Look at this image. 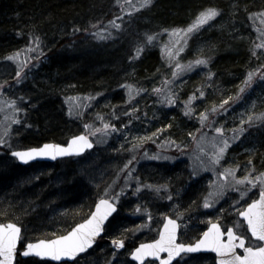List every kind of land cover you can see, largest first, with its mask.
<instances>
[{
    "label": "rangeland",
    "instance_id": "374dc122",
    "mask_svg": "<svg viewBox=\"0 0 264 264\" xmlns=\"http://www.w3.org/2000/svg\"><path fill=\"white\" fill-rule=\"evenodd\" d=\"M139 3L140 0H131V4L137 7ZM115 7V11L106 18L108 20L93 27L94 30L88 33L87 39L92 44L109 42L111 39L126 41L127 49L132 50L136 58L156 50L159 62L153 71L154 80H151L149 90L143 91L128 84L127 80L123 79L121 90L127 98L123 107L119 108L110 107L109 100L102 98L103 96L98 92L78 93L76 95L71 93L62 95L60 93L58 95L60 103L57 110L66 116L69 121L68 124L78 130L79 133L76 135L82 133L94 141L95 149L91 153L81 156V158H70V160L56 162L57 166L48 175L52 178V186H58L63 181V177L74 172L77 175L80 174L81 179L86 182H91L92 186L100 187L103 193L101 198H107L119 206V218L111 231L117 232L118 229L121 232H128L132 228L129 237L133 240L123 241L126 246L135 243L134 241L136 244H140L151 242L157 238L161 223L166 215L179 222L180 239L193 236L195 232L202 233L211 222L219 217V214H221L222 221L228 225L234 226L236 222H240L241 227L238 230L243 231L244 225L237 218L238 213L250 201L257 199L260 188H252L246 183L237 184L231 175L225 177L223 173L225 169H234L236 179H241L249 172H251L252 177L264 172V165L253 162L255 151L251 147L257 142L264 144V120L256 119L257 116L264 113V79H261L260 75L261 72H264V68H261V65H264V48L256 47L264 41V36L261 35V32H264V22H262L264 16L259 15L264 13V10L249 17V30L252 29V31L251 35L245 39L252 53L253 50L258 51L259 58L255 59L252 65L248 67L242 80L236 84L235 94L231 96V99L226 100L227 103L215 107L216 111H212L214 108L212 106L207 111L195 113V110L198 111L199 109L196 107L197 103L194 99H191L190 104L188 103L192 96L186 100H177V103L172 97H176L177 91L185 83L187 76L192 73L197 76L206 73V69H203L204 64L197 65L194 63L197 60L195 53L201 48L195 47L190 53L188 47L193 36L211 26L216 17L188 33L184 38L186 43L181 40L180 44L177 45L175 41L179 38H170L169 32L147 31L146 28L135 31V33H133L134 31L130 32L127 37H123L125 28L130 25L131 17L135 18L145 13L151 6L134 11L130 15L131 5L125 3V0H120V3H117ZM197 12L190 23L185 28L180 29H186L193 24L201 11ZM109 21H115L121 27L117 29L109 24ZM95 33H100L106 38H100V36L94 35ZM149 35L155 37L151 43L147 40ZM34 38L35 36L31 35L27 41V47L0 59V137L6 141L5 144H0L1 155H7L14 149L27 148L19 147V141L27 133V129L31 127L28 120L42 119L39 113L34 114L30 111L34 109L36 101L47 91L38 88L37 85L39 82L44 83L46 81L43 65L49 60V49L42 48L41 44L37 47ZM180 47H183L184 50L176 55ZM29 48L35 50L28 51ZM138 48H142L139 55H137ZM167 48L172 49L173 55L171 57L166 51ZM110 50L101 51L109 53ZM186 51L190 54H187ZM17 52L21 53L18 60L8 59ZM79 53L75 50L71 54L75 57L91 54L92 58L94 55H98L93 50L92 45L80 47ZM20 61H26V66H23L21 71L23 78L19 79L18 82L16 73L21 68ZM177 64L181 67L177 68ZM257 69L259 71H257L251 84L244 87L247 74ZM242 87H244L243 92L240 91ZM156 89L159 91H155ZM155 94L156 97L153 101L152 98ZM156 98L160 102L156 103ZM170 99L174 103L169 104ZM13 101H15V107L20 109L15 113L12 106ZM144 102L148 106L144 107ZM186 105L193 109L189 115H185L187 120L190 116L199 117L192 122L196 127L188 139L179 143L178 140L181 138L171 137L169 133L159 132L153 135V131H150L153 125L151 113L156 115L155 118L159 117V111L166 110L168 107H174L177 112L185 113ZM47 108L50 114L54 116L53 110ZM116 109L118 113L113 116L114 121L112 119L107 121L106 116H111V114L109 115L110 111ZM136 112H140L144 116L137 119L145 120L146 115L148 121L142 125L138 120L132 125L121 124L123 117L127 119ZM201 113H206L208 117L203 123L200 119ZM249 116L253 117L251 123L247 122ZM117 117H121L120 120ZM13 118L19 122L13 123ZM74 118L83 119V121L80 124L73 120ZM116 120L119 122H115ZM109 122L117 123L119 126L113 127L114 124H112L111 127L105 129L104 125L109 124ZM85 125L89 127L86 129ZM217 128H222V133H217ZM5 129H8L6 136L4 135ZM240 129L243 131L241 132ZM69 137L68 134L65 135L62 139L63 143ZM142 137L150 138L141 140ZM25 139L32 140L33 136L27 135ZM225 140L228 142V148L223 153L219 163H215V158L219 154V149L224 146ZM250 154L254 156L249 158L247 155ZM129 161L131 163H128ZM126 164L127 167H125ZM175 168L177 170H174ZM253 168L255 171H252ZM172 171L176 172L172 173ZM170 174L176 175L171 176L169 181L167 177ZM182 177H186L188 182L179 190L171 189V183L173 181L180 183ZM249 188L251 190L241 199L240 192ZM220 192L223 194L219 195ZM184 193H187L185 200L182 199ZM210 193L213 195L210 196ZM205 198H208L211 205L208 208L204 207ZM187 199L188 201H186ZM180 200L182 202H179ZM193 200H195L196 205L191 208ZM56 210H54L55 213ZM57 212H60V209ZM21 241L25 242L26 240L22 238ZM97 247L96 250L85 255L75 264H129L127 255L117 250L115 245H111L108 241L100 240ZM187 260L185 258L176 264H189Z\"/></svg>",
    "mask_w": 264,
    "mask_h": 264
},
{
    "label": "trees",
    "instance_id": "16d2710c",
    "mask_svg": "<svg viewBox=\"0 0 264 264\" xmlns=\"http://www.w3.org/2000/svg\"><path fill=\"white\" fill-rule=\"evenodd\" d=\"M116 5L117 0H0V59L27 47L31 35L39 37L42 48L49 49V60L43 65L46 81L37 85L47 91L30 111L39 113L42 119L28 120L31 127L21 137L19 147H36L47 142L63 143L65 135L68 134L69 137L79 133L74 126L68 124L66 116L57 110L60 93L76 95L98 92L102 98L109 100L110 107L119 108L123 107L127 98L121 90L123 79L139 90H149L150 82L154 80V68L159 62L156 50L136 58L134 52L127 49L126 41L111 39L109 42L92 44L87 39L88 33L94 30L93 26L108 20L106 18L115 11ZM209 8L218 9L220 14L213 19L211 26L193 36L188 47L190 53L195 47L201 48L195 55L197 59L207 61L203 67L206 73L201 76L195 73L187 76L185 83L177 91L178 98L172 97L175 103L177 100L194 97L196 107L199 108L195 113L207 111L212 106L219 107L230 99L248 67L259 58L258 55H253L245 38L252 31L249 30V17L264 10V0H155L145 13L131 17L129 27L123 32V37H127L130 32L135 33L144 28L147 31L160 32L185 28L197 11ZM86 45H92L98 55L92 58L91 54L82 57L71 54L75 50L79 53L80 47ZM104 49L111 50L106 53L101 51ZM188 51L186 53L190 54ZM155 97L156 94L153 95V101ZM156 99V103L160 102ZM143 106L148 105L144 102ZM47 107L53 110L54 116ZM117 109L110 111L111 116H106L107 121H114L113 116L118 113ZM158 114L159 117L155 118L156 115L151 113L153 125L150 126V131L156 134L169 133L171 137L181 138L179 143L190 137L196 127L192 122L199 118L190 116L187 120L185 113L177 112L174 107L162 109ZM131 116L127 119L123 117L121 124L132 125L138 120L142 125L148 121L146 115L145 120L137 119L144 117L140 112ZM117 118L120 120L121 117ZM73 120L80 124L83 121L76 118ZM117 123L109 122L108 125L111 127L114 124L113 127H118ZM27 135L33 136V139L26 140ZM251 147L256 157L253 154L247 156H254V163L264 165V144L257 142ZM56 166L57 163H37L21 167L9 156L0 154V223H16L21 226L26 239L36 241L62 235L73 225L84 221L92 211L94 203L103 196L100 187L92 186L91 182H86L81 179L80 174L74 172L63 177L58 186H52V178L48 175ZM173 175L176 174L167 177L169 181ZM180 180V183L173 181L175 184L172 182L170 188L179 190L188 182L186 177ZM187 193H184L182 199H186ZM192 202L191 208L196 205L195 200ZM56 209H60V212ZM118 211L107 223L101 240L109 243L113 240H133L129 237L132 228L128 232L118 229L117 232L111 231L117 224ZM200 234L201 232H195L192 238H199ZM190 240L182 238L181 242H191ZM134 242L125 245L122 253L127 255L138 244ZM97 245L91 252L98 248ZM187 259L189 264H214L207 255H195ZM15 264L50 263L36 259H19Z\"/></svg>",
    "mask_w": 264,
    "mask_h": 264
},
{
    "label": "snow or ice",
    "instance_id": "6c2138e0",
    "mask_svg": "<svg viewBox=\"0 0 264 264\" xmlns=\"http://www.w3.org/2000/svg\"><path fill=\"white\" fill-rule=\"evenodd\" d=\"M117 3H120V0H117ZM125 3L130 4L129 15L138 11L139 9L146 8L152 5L153 0H140L139 6L137 7L134 4H131V0H125ZM219 10L216 8H209L205 11H201L199 15L196 17V20L193 24H191L186 29L174 28L171 30H165L169 32V36L178 37L175 43L180 44L181 40L184 39L188 33L193 32L198 29L202 25L206 24L209 20L213 19L217 15H219ZM264 16V13L259 14ZM264 22V21H262ZM113 27L119 29L121 27L120 24H117L115 21H109ZM95 27V25L93 26ZM94 35L100 36V38H106L101 36L100 33H95ZM111 35V33H109ZM261 35L264 36V32H261ZM35 43L37 47H39L40 40L39 37H35ZM155 39L154 36L149 35L147 40L151 43ZM257 48H264V41L261 44L256 45ZM35 49L29 48L28 51H34ZM183 47L178 48L176 55L179 52H182ZM142 51V48L137 49V55ZM169 56L173 55L172 49L167 48ZM21 53L17 52L13 56L8 57L10 60H18ZM253 55H257V52L253 50ZM38 58V57H37ZM195 64H206L207 61L203 59H197L194 61ZM21 68L17 71L16 76L19 79L21 77V71L23 70V66H26V61H20ZM181 67L177 64V68ZM261 68H264V65H261ZM256 71H250L247 74V77L244 81V87H247L253 81V78L256 76ZM175 75V73H173ZM261 79H264V72H261ZM244 87L240 89L241 92L244 91ZM155 91H159L156 89ZM203 95V93H201ZM191 97L189 100V104L191 103ZM231 99V98H230ZM169 104L174 103L173 100L168 101ZM227 103V101H224ZM12 106L14 108V113L19 111V108L15 107V101L12 102ZM193 109L186 105L185 115H189ZM212 111H216L214 107ZM201 122L207 120V114H200ZM256 119L264 120V113L257 116ZM253 120L252 116L248 117V123H251ZM19 121L13 118V123H18ZM242 123H245L242 121ZM89 126L85 125L87 129ZM110 125L105 124L104 128H109ZM99 131V129H97ZM159 131V130H158ZM222 128H217V133H222ZM235 131V130H234ZM242 132L243 129H240ZM4 135H8V129H5ZM156 135V133H153ZM150 138V137H148ZM148 138H140L141 140ZM6 141L3 137H0V144H5ZM224 146L219 149V154L215 158V163H219L222 158L223 153L228 148V142L225 140L223 142ZM92 147L91 143L88 140L86 135H80L73 137L72 140L68 143L66 147L58 145V144H44L39 148H29L25 151H13L11 153L12 156L16 157L22 163H29V161L35 160L37 157H50L55 160L57 157H63L68 155H79L84 151L85 148ZM135 147V146H134ZM128 163H131L129 161ZM251 163V161H250ZM127 167V164L125 165ZM255 171V168L252 169ZM225 177L231 175L234 180H236L237 184H249L252 188L259 187V199H253L250 204H247V207L239 212V215L244 218L247 223V231L251 233V237H248L244 232H237V230L241 227L240 222H236L233 227L228 228L226 232L221 231V227L218 224H212L211 228L204 233L203 239L197 241L195 245H186L183 243L176 242V229L178 225L175 220H169L165 225V232L161 234L159 240H157L154 244L145 245L142 244L139 248L136 249L135 253H133L134 257L138 260L142 259L143 255H153L157 256L159 252L167 251L168 259L162 261V264H170L173 256L179 255L181 252H197L201 249L211 250L217 253L220 257L219 264H264V244L258 242H264V172L259 175L252 177L251 172L248 175H245L241 179H236L235 170L234 169H225L223 173ZM151 187V186H149ZM222 187V186H221ZM251 189H245L240 192L241 199H243L248 191ZM222 195L223 193H218ZM213 195L212 193L209 194ZM171 199V197H169ZM211 205L208 202V198H205L204 207L208 208ZM115 205L110 203L107 199L101 198L99 203L96 205V211L91 214V217L87 219L84 223L78 224L75 228H73L67 235H59L55 239H40L35 243L29 242L26 246V250L23 251V256H29L30 254H34L35 256L44 258L48 257L53 260L59 261L61 258L66 257L69 259L75 258L76 255L80 252L85 251L87 247H90L93 243L94 237L100 234L103 231L104 221L114 212ZM21 226H18L16 223H6L0 224V264H12V261L17 253V243L21 240ZM227 235V240H223L222 237ZM252 238H255L253 240ZM246 240L248 244L246 246ZM113 244L117 247H123L122 241L113 240ZM243 249V255L237 254L236 249ZM227 257V259H225Z\"/></svg>",
    "mask_w": 264,
    "mask_h": 264
},
{
    "label": "water",
    "instance_id": "95a60500",
    "mask_svg": "<svg viewBox=\"0 0 264 264\" xmlns=\"http://www.w3.org/2000/svg\"><path fill=\"white\" fill-rule=\"evenodd\" d=\"M80 135H84L82 133H80L79 135H74V136H71L69 137V139H67L65 141V143H53V142H47V143H43L41 145H38L36 146L35 148H39V147H42L44 144H58V145H61V146H64L66 147L68 145V143L72 140L73 137H76V136H80ZM89 142L91 143L92 147L90 148H85L83 152H81L79 155H68V156H63V157H57V159L53 160L51 159L50 157H37L35 160H32V161H29V163L25 164V163H22L20 162L16 157L12 156L11 153L13 151H25L29 148H34V147H28V148H25V149H14L13 151H10L7 155L13 159L16 164L18 166H21V167H26V165H31V164H37V163H42V164H54L56 162H59V160H67V159H70V158H81V156L83 155H86L87 153H90L92 152V150L94 149L95 147V144H94V141L90 140L88 138ZM106 199V198H105ZM259 199V196L258 198ZM108 200V199H107ZM100 200H97L94 205H93V209L92 211L89 213V215L87 217H85L84 221L80 222V223H77L75 225H73L72 228L69 229V231H67L66 233L62 234V235H67L68 232H70L73 228H75L78 224H82L84 223L87 219H89L91 217V214L93 212L96 211V205L99 203ZM110 203H112L113 205H115L112 201L108 200ZM252 202V201H251ZM251 202H249L248 204H250ZM247 207V205L241 210L243 211L245 208ZM115 211L111 213V215L108 216V218L104 221V224H103V231L100 232L99 235H97L96 237H94V240H93V243L90 247H87L85 249V251L83 252H80L76 255L75 258H72V259H69V258H66V257H63L61 258V260L59 261H56V260H53L51 258H48V257H44V258H41V257H38V256H35L34 254H30L29 256H23L22 253L23 251L26 250V246L29 242L31 243H35L37 242L38 240L36 241H29L26 245H24V248L19 251H17L16 253V256L14 257L13 261H12V264H14V262L17 260V256L20 257L21 259H30V258H33V259H36L38 260L39 262L41 261H46L50 264H64V263H69V264H72L74 262V260L80 258V257H83L86 253H88L90 250H92L95 246H96V243L99 241L98 239L103 237L104 235V232H105V227L107 225V223L109 222V220L111 218H113V216L116 214V211L118 210V206L115 205ZM238 219L244 224L245 228H246V231H247V223L246 221L244 220L243 217H241L238 213ZM175 220L177 225H178V228L176 229V242H178V234H179V228H180V225L178 224V221L176 219H174L173 217L171 218L170 216H165L163 218V221L161 223V228L159 229V232L157 234V238H155L154 240H151V242H143V243H140L138 244L136 247L133 248V250L129 253V256L127 258V260H129V262H132L133 264H145L147 262H156L157 264H162V261L164 260H167L168 259V252L167 251H162V252H159V254L157 256H153V255H143L142 256V259L138 260L134 257L133 253H135L136 249L139 248L142 244H145V245H151V244H154L157 240L160 239L161 237V234L165 232V225L168 223L169 220ZM7 223H10V222H7ZM12 223V222H11ZM0 224H6V223H0ZM212 224H218V223H210L207 228L205 229V231L203 232V234H201V236L195 240V242L193 244H190V245H195L197 243L198 240L200 239H203V236H204V233L207 232ZM219 225V224H218ZM19 226V225H18ZM247 233L249 234V236L251 237V233L247 231ZM226 239L225 241L227 240V235H225ZM56 237H52L51 239H55ZM223 238V237H222ZM253 240H255V238H252ZM258 243H261V244H264V242H258ZM19 242L17 243V249L19 247ZM113 244V243H111ZM186 245H189V244H186ZM237 249H240V248H237ZM241 250V254L240 255H243V249H240ZM200 254H212L214 257H215V262L214 264H219V260H220V257L217 255V253H215L214 251H211V250H206V249H201L200 251H197V252H181L179 255H176V256H173V258L171 259L170 261V264H174L176 261H178L180 259V257L184 256V255H191V256H195V255H200ZM225 259H227V257H225Z\"/></svg>",
    "mask_w": 264,
    "mask_h": 264
},
{
    "label": "flooded vegetation",
    "instance_id": "af4514ba",
    "mask_svg": "<svg viewBox=\"0 0 264 264\" xmlns=\"http://www.w3.org/2000/svg\"><path fill=\"white\" fill-rule=\"evenodd\" d=\"M258 198V197H257ZM251 202V201H250ZM179 223V222H178ZM212 223V222H211ZM213 223H218L219 225H220V227H221V231H224V232H226V230L228 229V228H231V227H233L232 225H228L227 223H225L224 221H222V219H221V214H219V217L218 218H216V220L213 222ZM244 225V224H243ZM207 228V227H206ZM205 228V229H206ZM205 231V230H204ZM203 231V232H204ZM202 232V233H203ZM237 232L239 233V232H244V233H246V235L248 236V237H250L249 236V234L247 233V231H246V228H245V226L243 227V231H241V230H237ZM179 236V235H178ZM24 239V240H26L25 242H22L21 240L19 241V247H18V249H17V251H18V253H19V251H21L23 248H24V245H26L29 241H31V240H28V239H26L24 236H23V232H21V239ZM182 239V238H181ZM181 239H180V236H179V241H180V243H183V242H181ZM186 240H188V239H191L190 241L191 242H184L183 244H193L194 242H195V240H197L198 238H192V236L190 235L189 237H186L185 238ZM223 240H225L226 239V237L225 236H223V238H222ZM123 242V241H122ZM112 243H113V241H112ZM247 244H248V241L246 240V246H247ZM111 245H114V244H111ZM123 245H124V243H123ZM115 247L117 248V250H119L120 252H123V248L125 247V245L123 246V247H117L116 245H115ZM133 250V248L130 250V252ZM129 252V253H130ZM236 252H237V254H241V250L240 249H236ZM129 253L127 254V256H129ZM207 256H210V258H211V260L213 261V263L215 262V257L212 255V254H206ZM206 255H204V256H206ZM197 256H202V255H197ZM190 256H188V255H184L183 257H181V259L179 260V261H181V260H183V259H185V258H189ZM82 258V257H81ZM81 258H78V259H76V260H74V262L72 263V264H75V262L76 261H78L79 259H81ZM19 259H21L20 257H18L17 256V260L14 262V264L17 262V261H19ZM30 259H33V258H30ZM30 259H21V260H23V261H28V260H30ZM178 261V262H179ZM129 263H131V264H133L132 262H129ZM177 263V262H176ZM176 263H174V264H176ZM66 264H69V263H66ZM145 264H156V262H147V263H145Z\"/></svg>",
    "mask_w": 264,
    "mask_h": 264
}]
</instances>
